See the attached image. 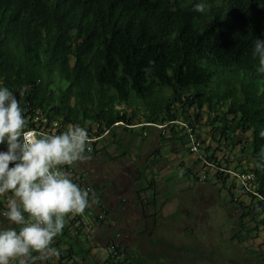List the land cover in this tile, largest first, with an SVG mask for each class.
<instances>
[{"label": "trees", "instance_id": "1", "mask_svg": "<svg viewBox=\"0 0 264 264\" xmlns=\"http://www.w3.org/2000/svg\"><path fill=\"white\" fill-rule=\"evenodd\" d=\"M200 2L205 13L194 11ZM261 4L0 0V82L20 100L25 129L46 119L88 126L95 138L119 126L131 131L142 120L164 126V141L196 139L199 156L211 161L222 191L240 208V230L264 233V75L251 56L254 40L264 39ZM204 108L208 147L195 129ZM221 143L238 146L235 160L210 154ZM243 173L253 175L248 188L235 183ZM234 189L248 199L237 202ZM109 244L118 250L115 240Z\"/></svg>", "mask_w": 264, "mask_h": 264}, {"label": "crops", "instance_id": "2", "mask_svg": "<svg viewBox=\"0 0 264 264\" xmlns=\"http://www.w3.org/2000/svg\"><path fill=\"white\" fill-rule=\"evenodd\" d=\"M134 122L136 125L131 131L119 126L95 137L91 144L88 143L90 149L87 148V159L73 166H65L74 182L81 187L91 186L90 207L82 214L66 218V225L53 244L59 251L58 256L49 260L29 261V264H155L153 259L159 264V258L154 255V251H151L152 254L146 246H139L138 243L149 246L150 242L155 243L150 236V232L154 230L150 226H154V223V231L160 232L163 227H169L173 223L172 219L165 222L174 213L173 190H176L178 183H175V179L177 182L178 179L173 174L181 170L180 161L185 156L182 155L179 141L170 140L169 137L164 141L161 136L163 131L156 126L144 127L140 123L142 120ZM130 135L134 141L135 136H140L146 142L135 152L133 163L129 161L130 156L124 149V144L130 141ZM148 144L149 148L146 147ZM151 166L161 174L159 187L151 178L148 181V169ZM190 173L193 174L192 171H183L181 174L184 176L180 180L185 184L190 183L195 190V179ZM157 190L162 193L156 192ZM162 194L165 195L163 199ZM0 204V228L17 227L2 215L6 210V197H0ZM99 217L104 221L100 222ZM180 221L182 226L183 217ZM110 238L115 240L117 251L109 244ZM169 242L170 240L166 245ZM133 252H137L144 259L134 257ZM168 253L169 249L165 252L166 258ZM170 256H173L171 264L185 262L184 259H179L177 251Z\"/></svg>", "mask_w": 264, "mask_h": 264}, {"label": "clouds", "instance_id": "3", "mask_svg": "<svg viewBox=\"0 0 264 264\" xmlns=\"http://www.w3.org/2000/svg\"><path fill=\"white\" fill-rule=\"evenodd\" d=\"M207 7L206 2L196 3L194 11L205 13ZM251 56L257 72L264 75V39L254 40ZM24 129L20 100L0 82V145H6L0 150V197H6L2 215L17 226L0 228V264H29L58 256L53 244L66 218L90 207L89 192L65 167L88 158L87 128L70 124L59 134L42 136L25 134Z\"/></svg>", "mask_w": 264, "mask_h": 264}, {"label": "rangeland", "instance_id": "4", "mask_svg": "<svg viewBox=\"0 0 264 264\" xmlns=\"http://www.w3.org/2000/svg\"><path fill=\"white\" fill-rule=\"evenodd\" d=\"M197 117L198 121L195 129L201 132V138L205 146L208 147L210 145L209 132L203 133L210 129L205 125L208 120L207 108L202 109ZM85 127L88 129V126ZM188 127L192 128L191 126ZM137 131L140 132L139 129H137ZM135 137L136 141L132 140V135H130V141L124 144V149L128 152L130 156L129 161H131V163L135 160V152L141 148L142 143H146L140 136ZM147 140L148 142L150 141L149 138ZM138 143H140V145ZM146 147L149 148V144ZM186 148L190 149V143H186L185 145L181 144L182 155L185 157L181 158L180 161L181 170L173 174L174 178L177 177L178 179V182L175 179V183L178 184L176 185V190H173L175 194V199L172 200L174 202V206L172 207L174 213H172L169 218L165 219L167 223L172 219L173 223L170 224L169 227H163V231L161 232L154 231L156 229V223H154V226H150L154 229L150 232V236L151 240L155 243L150 242V246L138 243L139 246H146L150 252L153 250L154 255L159 258V264H171V262H173V256L170 255H172L174 251L178 252L179 259H184V264H259L258 257H260V264H263L264 233L262 231L247 233L248 229L240 230V208L235 202L232 203L230 197L225 194V191H222L221 184L218 183L214 177L215 168H210L211 161L208 162L201 158L198 154L199 150L194 154H189ZM3 149H6V145H0V150ZM237 149L238 146L229 149V147H225L224 144H214L213 151H211L210 154L215 155L216 158L228 155L229 159L233 161L235 158L232 157L231 154ZM202 154L206 157L205 153L202 152ZM197 159H199L198 162ZM222 164L224 165L223 162ZM253 165L254 161L248 163L246 166L251 168ZM142 171L143 170H141V172ZM183 171H192L195 177L199 179L198 181L194 180L196 184L195 190L190 183L185 184L180 180L182 176H184V174H181ZM148 172V181H150L151 178L153 183L157 184L159 187V182L162 181L161 174L152 166L148 169ZM142 175H144L145 180V173ZM235 183L238 187L241 185V183L236 180ZM156 192L162 193L160 190ZM233 195H235L233 199L236 198L237 202L246 201L248 199V196L242 195L240 190L234 189ZM163 198H165L164 194H162V199ZM178 199H180L179 202ZM184 207L185 210H183ZM182 217L183 227L180 225ZM172 227L176 229H172ZM250 227H253V225ZM188 228H190V230H187ZM189 233L190 238H188ZM169 240V245H166V242ZM140 241L142 242V239ZM167 249H169V253L167 254L168 258H166L165 254ZM132 255L136 258L140 257L141 260L144 259L137 252H133ZM153 260L156 264L157 260Z\"/></svg>", "mask_w": 264, "mask_h": 264}, {"label": "built area", "instance_id": "5", "mask_svg": "<svg viewBox=\"0 0 264 264\" xmlns=\"http://www.w3.org/2000/svg\"><path fill=\"white\" fill-rule=\"evenodd\" d=\"M36 121V119H35ZM66 128H63L60 126L58 123L52 122L51 124L48 123L46 119L43 120L42 124H37L34 128L30 129H25L24 133L26 134L27 132H32L38 136L42 135H48V134H59L60 132L64 131ZM94 141L93 138H89V143ZM200 142L197 141L196 139H193L190 147V151L195 153L199 150ZM88 149H90V146H88ZM239 182L241 185L244 187H250V182L253 179V175L249 173H243L237 176ZM86 191L91 193V187L90 186H84L82 187Z\"/></svg>", "mask_w": 264, "mask_h": 264}, {"label": "bare ground", "instance_id": "6", "mask_svg": "<svg viewBox=\"0 0 264 264\" xmlns=\"http://www.w3.org/2000/svg\"><path fill=\"white\" fill-rule=\"evenodd\" d=\"M158 128L159 129H161V128H164V126H158ZM94 139V138H93ZM93 142V141H92ZM91 144V143H90ZM190 147H191V145H190ZM238 179V178H237ZM239 181V180H238ZM84 186H90V185H84ZM84 186H82V187H84ZM91 187V186H90ZM91 192H92V188H91ZM90 195H91V193H90Z\"/></svg>", "mask_w": 264, "mask_h": 264}, {"label": "flooded vegetation", "instance_id": "7", "mask_svg": "<svg viewBox=\"0 0 264 264\" xmlns=\"http://www.w3.org/2000/svg\"><path fill=\"white\" fill-rule=\"evenodd\" d=\"M263 258V257H262ZM258 261H259V264H260V257H258ZM258 264V263H257ZM264 264V263H263Z\"/></svg>", "mask_w": 264, "mask_h": 264}]
</instances>
